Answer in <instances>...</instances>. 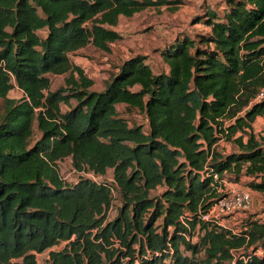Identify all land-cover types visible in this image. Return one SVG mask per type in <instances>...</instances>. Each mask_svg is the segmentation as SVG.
Returning a JSON list of instances; mask_svg holds the SVG:
<instances>
[{
  "label": "trees",
  "instance_id": "16d2710c",
  "mask_svg": "<svg viewBox=\"0 0 264 264\" xmlns=\"http://www.w3.org/2000/svg\"><path fill=\"white\" fill-rule=\"evenodd\" d=\"M215 1L196 15L204 31L160 48V72L135 55L93 91L70 56L110 52L122 17L179 1L0 0V264H40L47 251V264H264V211L237 229L203 219L225 181L252 180L264 203V0ZM67 158L113 179L69 184Z\"/></svg>",
  "mask_w": 264,
  "mask_h": 264
},
{
  "label": "rangeland",
  "instance_id": "374dc122",
  "mask_svg": "<svg viewBox=\"0 0 264 264\" xmlns=\"http://www.w3.org/2000/svg\"><path fill=\"white\" fill-rule=\"evenodd\" d=\"M173 1V0H172ZM179 1L176 6L160 9H148L142 13L135 15L133 18H121L119 24L113 28L121 35V40L111 45L110 52L100 51L91 45L78 51L70 56L73 64L81 67L86 75L94 81V86L91 90L101 91L104 88L105 82L110 76L115 73L118 67L126 59L141 55L146 57V61L150 63L153 71L158 73L162 70L163 64L160 59L159 50L166 44L182 33L193 35L195 31L202 32L204 27L197 24V17L202 11L203 4L207 3L211 6L215 5V0H174ZM176 7V11L172 10ZM43 35V33H41ZM67 75L51 76L52 90L55 91L60 87L65 86ZM22 92L15 88L9 94L12 99H20ZM64 110L66 108L64 107ZM120 114L132 123L144 125L146 130V121L143 116L137 112L126 111L123 106L119 107ZM254 132L259 137H264V118H258L254 124ZM40 135L37 134L38 138ZM219 150L224 153H231L236 148L222 141L219 144ZM58 169L61 177L69 184H75L80 177L90 178L97 182L108 181L113 179V172L109 170L103 177H94L91 174H80L72 166L71 158H67L58 164ZM252 180L243 178L240 182L225 181L224 187L221 190L223 198H228L236 192H250L253 198V205L247 211H240L232 215L224 213L215 214L214 220L218 221L225 227L237 229L240 227L243 220L252 214L262 213L264 211V203L262 195L252 191L248 182ZM122 206L119 195L116 193L113 204L108 212V219L113 220ZM65 247V243L54 247L52 250H61ZM49 251L37 256L40 264H47Z\"/></svg>",
  "mask_w": 264,
  "mask_h": 264
},
{
  "label": "built area",
  "instance_id": "2783aa9c",
  "mask_svg": "<svg viewBox=\"0 0 264 264\" xmlns=\"http://www.w3.org/2000/svg\"><path fill=\"white\" fill-rule=\"evenodd\" d=\"M264 100V88L260 90L256 101ZM253 205V198L250 192H236L228 198H222L212 208L210 214L203 217L204 220L216 218L215 214L224 213L232 215L240 211H247Z\"/></svg>",
  "mask_w": 264,
  "mask_h": 264
}]
</instances>
